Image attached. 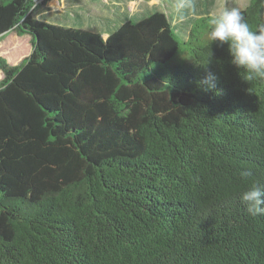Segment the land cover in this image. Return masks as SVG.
<instances>
[{"label":"trees","instance_id":"obj_1","mask_svg":"<svg viewBox=\"0 0 264 264\" xmlns=\"http://www.w3.org/2000/svg\"><path fill=\"white\" fill-rule=\"evenodd\" d=\"M50 1L0 0V38L31 43L0 56V264H264L240 200L264 187V80L207 39L212 15L102 39L32 16ZM240 11L264 27V0Z\"/></svg>","mask_w":264,"mask_h":264},{"label":"rangeland","instance_id":"obj_2","mask_svg":"<svg viewBox=\"0 0 264 264\" xmlns=\"http://www.w3.org/2000/svg\"><path fill=\"white\" fill-rule=\"evenodd\" d=\"M116 1L121 3L124 1L123 4H125L129 0H53L46 6L36 8L32 16L39 21L56 26L91 30L105 39V35L114 31L122 20H139L151 11L165 7L172 24L183 30L188 27L182 21L178 22L172 9L173 0H149L150 2L146 6L137 0L133 9H127L122 4L117 6ZM248 3L249 0H196L194 15L196 17L207 13L213 15L223 8L241 10ZM54 4L58 7L52 8ZM121 7L124 10L122 12L120 11ZM126 13L129 15L127 16ZM30 44L29 35H17L14 30H11L0 38V56L7 57V60L13 65L17 64L30 53ZM1 78L2 74L0 73V80Z\"/></svg>","mask_w":264,"mask_h":264},{"label":"clouds","instance_id":"obj_3","mask_svg":"<svg viewBox=\"0 0 264 264\" xmlns=\"http://www.w3.org/2000/svg\"><path fill=\"white\" fill-rule=\"evenodd\" d=\"M172 8L177 19L183 21L195 14L196 0H173ZM209 24L207 39L212 43L227 44L230 63L237 69L244 70L243 79L264 80V27L256 31L251 30L238 8H223L210 17ZM210 59L211 57L207 63ZM214 80L215 77L209 74L198 83L213 89ZM240 200L249 215L253 217L264 215V187L253 184L240 194Z\"/></svg>","mask_w":264,"mask_h":264},{"label":"crops","instance_id":"obj_4","mask_svg":"<svg viewBox=\"0 0 264 264\" xmlns=\"http://www.w3.org/2000/svg\"><path fill=\"white\" fill-rule=\"evenodd\" d=\"M140 2H142L143 3V5H147V3H149L150 1L149 0H139ZM157 1H159V0H157ZM137 2V0L134 2V0H129V1H127L125 4H123L124 3V1L121 3V2H119V1H116V3H117V6H119L120 4H122V5H124V7L125 8H127V9H133V7H134V3H136ZM164 6V5H163ZM173 9V8H172ZM121 12L122 11H124L123 10V7H121V10H120ZM156 11H162V12H164V13H166V10H165V7H164V9H158V10H156ZM152 12H155V11H151V12H149L148 14H150V13H152ZM125 13V12H124ZM127 14V16L129 15L128 13H126ZM147 14V15H148ZM167 14V13H166ZM146 15V16H147ZM145 17V16H144ZM199 17V16H198ZM198 17H196L195 15H190V16H188L185 20H183L182 22L183 23H185L186 25H188L189 24V22H191L192 21V19H195V18H198ZM127 18V17H126ZM125 20H127V19H125ZM124 20V21H125ZM178 20V19H177ZM123 21V20H122ZM121 21V22H122ZM178 22H179V20H178ZM107 35H105V37H106Z\"/></svg>","mask_w":264,"mask_h":264}]
</instances>
